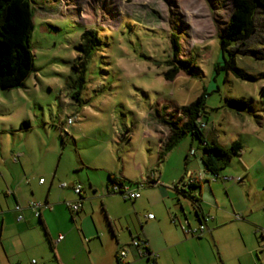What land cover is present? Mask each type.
<instances>
[{"label": "rangeland", "instance_id": "rangeland-1", "mask_svg": "<svg viewBox=\"0 0 264 264\" xmlns=\"http://www.w3.org/2000/svg\"><path fill=\"white\" fill-rule=\"evenodd\" d=\"M32 1L36 15L31 39L34 71L20 89L0 90V151L9 152L13 139L23 137L21 146L34 152L37 161L51 153L58 162L63 151L62 167L69 158L74 165L81 158L95 166L135 153L146 167L152 166L157 147L160 151L170 133L163 120L181 117L185 121V116L178 115L180 110L206 94L209 123L204 118L199 121L209 142L230 146L240 141L244 145L241 158H234L223 172L225 176L233 180L241 176L240 159L264 157L263 8L255 12L248 40L228 47L234 67L247 78L224 65L231 55L223 53L220 36L232 19L233 0ZM85 32H95L99 40L88 61L83 51ZM183 61L194 64L191 74L182 68ZM85 62L84 83L79 86L75 82L80 80L81 63ZM235 100L245 106L235 105ZM69 118L77 128L73 131L77 143L66 144L56 133L54 121L64 136L70 133ZM23 119L33 125L18 131ZM191 150H196V157H191ZM186 152L190 154L189 169L194 175L202 174L203 150L197 139L187 136L163 165L167 177L179 166L183 182L188 180ZM262 182L255 177L245 184L259 192ZM230 193L241 204L256 202L261 194L250 198L247 188ZM251 220L256 223L255 231L251 230L260 234L264 211H256ZM222 235L227 246L223 244L222 250L230 252L224 253L228 260L231 255L235 261V254L244 253L245 244L255 243L253 233L243 241L235 228ZM242 261L246 262L245 257Z\"/></svg>", "mask_w": 264, "mask_h": 264}, {"label": "crops", "instance_id": "crops-1", "mask_svg": "<svg viewBox=\"0 0 264 264\" xmlns=\"http://www.w3.org/2000/svg\"><path fill=\"white\" fill-rule=\"evenodd\" d=\"M24 122H29V127L23 126ZM54 123L62 142L77 143L73 134L76 125L64 136ZM31 125V120L23 119L18 131L31 129ZM20 139H13L9 152L0 151V264H119L122 251L127 252L122 264H264L261 237L253 232L256 223L251 220L256 211H264V157L240 159L239 182L225 176L227 168L217 181L206 175L192 188L185 187V192L179 166L172 176L163 172V165L175 149L158 164V146L156 162L147 167L137 159V153L95 166L81 158L74 165L69 158L62 167L66 155L63 151L58 162L49 152L37 161L34 152L21 146L24 138ZM192 156L196 157L197 152ZM189 164L190 154L186 152L187 175L194 174ZM201 171L205 172L202 160ZM110 177L132 190L139 189L141 198L131 201L116 194ZM145 177L152 179L144 182ZM255 177L263 181L256 202L236 201L230 193L235 188H247L250 198L259 194L253 192L252 184H245ZM79 185L83 187L81 195L75 191ZM79 201L82 210L72 213L68 203ZM33 202L43 205L39 217L30 206ZM255 204L259 206L255 208ZM17 205L23 209L22 220ZM230 210L241 219L234 220ZM148 215H154V219ZM202 225L206 228L203 234L199 231ZM233 228L243 241L248 233L255 238V243L245 244L244 253L235 254V261L231 255L228 260L224 255L227 249L221 247L226 243L222 232ZM135 239L145 241L155 258L142 256L141 250L132 245Z\"/></svg>", "mask_w": 264, "mask_h": 264}, {"label": "trees", "instance_id": "trees-1", "mask_svg": "<svg viewBox=\"0 0 264 264\" xmlns=\"http://www.w3.org/2000/svg\"><path fill=\"white\" fill-rule=\"evenodd\" d=\"M233 1L234 13L232 19L226 32L220 36L223 53L229 52L231 55L230 61L225 60L224 65L225 69H232L237 76L249 78L244 71L234 67L233 54L228 50V47L239 43L243 45L248 40L253 31L255 12L257 8L264 9V0ZM35 16L32 0H0V90L20 89L34 71L31 39L35 29ZM82 38L84 42L86 41V45H83L86 48L83 51L85 50L86 60L88 61L90 53L95 49L99 40L95 32H85ZM79 48L82 49L83 47L80 46ZM85 64L86 62L81 63L82 69L80 71L82 75L80 80L75 82L76 85L82 86L84 83ZM180 64L190 74L189 69L191 67L195 68L190 61H183ZM175 70L178 71L177 68ZM72 79L74 80V78ZM232 103L242 107L245 106L242 101L235 100ZM180 111L178 115L185 116V121L181 117L172 121L163 120L170 133L158 153V164L164 163L168 155L180 145L184 138L191 136L199 141L203 150L201 160L205 167V176L210 175L217 181L220 173L230 166L233 159L242 155L244 145L240 141H235L229 147H224L216 141L209 142L206 129L203 128L204 126L201 127L199 121L200 118H204L209 123L206 111V94L201 95L191 105L183 107ZM23 126L29 127V122H24ZM110 182L114 185H123L122 181H118L114 177H110ZM194 184L183 185V191H185V187L192 188L195 186Z\"/></svg>", "mask_w": 264, "mask_h": 264}, {"label": "built area", "instance_id": "built-area-1", "mask_svg": "<svg viewBox=\"0 0 264 264\" xmlns=\"http://www.w3.org/2000/svg\"><path fill=\"white\" fill-rule=\"evenodd\" d=\"M66 124H67V126L73 125L74 124L73 118H69L66 121ZM191 154L192 155L195 154V151L192 150ZM187 177H188V180L184 181L183 184L184 185H191V184H194V183L202 181L205 178V174L202 173L200 175H194V174H190L189 173L187 175ZM151 179L148 178V177L147 178L146 177L143 178L144 182H149V181H151ZM212 181H216V180L212 179ZM40 182L44 183V179H41ZM82 189H83V187L81 185H79V186L76 187L75 191H76L77 194L81 195ZM113 189H114V192L116 194L122 195L126 200L135 201V200L141 198V192H140L139 189L132 190L128 186H123V185L120 186L118 184L114 185ZM30 206L35 211L36 216L39 217L40 216V209L43 207V205L33 202V203H31ZM67 206H68V208L70 209V211L72 213H79L82 210V204H81L80 201L77 202V203H68ZM16 211L19 213V220H22L23 219V216H22L23 209H22V207L17 205L16 206ZM148 218L149 219H154V215H148ZM205 230H206L205 226L202 225L200 227L199 231L203 234L205 232ZM199 231H196V234H198ZM260 237H261L260 250L264 251V230L260 231ZM62 238L63 237H60V239H62ZM132 245L135 248L141 250L140 253H141L142 256H147V257H151V256L153 257L154 256V258H155V255L151 254L150 251L148 250L149 247H148V244L145 241H143L141 239H135V240H133ZM126 255H127L126 251L120 252V255L118 256L120 264L123 263V260L126 257ZM33 264H37V262L33 261Z\"/></svg>", "mask_w": 264, "mask_h": 264}]
</instances>
